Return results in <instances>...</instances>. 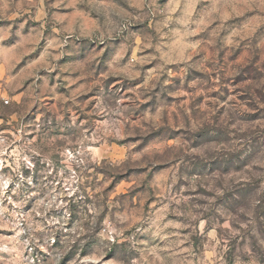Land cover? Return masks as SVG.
Returning a JSON list of instances; mask_svg holds the SVG:
<instances>
[{
  "label": "rangeland",
  "instance_id": "374dc122",
  "mask_svg": "<svg viewBox=\"0 0 264 264\" xmlns=\"http://www.w3.org/2000/svg\"><path fill=\"white\" fill-rule=\"evenodd\" d=\"M0 264H264V0H0Z\"/></svg>",
  "mask_w": 264,
  "mask_h": 264
},
{
  "label": "built area",
  "instance_id": "2783aa9c",
  "mask_svg": "<svg viewBox=\"0 0 264 264\" xmlns=\"http://www.w3.org/2000/svg\"><path fill=\"white\" fill-rule=\"evenodd\" d=\"M4 103L5 104H8L9 103V100L8 99H4Z\"/></svg>",
  "mask_w": 264,
  "mask_h": 264
}]
</instances>
